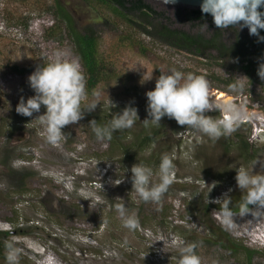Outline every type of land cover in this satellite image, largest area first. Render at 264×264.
Wrapping results in <instances>:
<instances>
[{
  "label": "rangeland",
  "instance_id": "obj_1",
  "mask_svg": "<svg viewBox=\"0 0 264 264\" xmlns=\"http://www.w3.org/2000/svg\"><path fill=\"white\" fill-rule=\"evenodd\" d=\"M144 1L164 13L173 27H188L181 6ZM59 2L78 30L96 32L99 50L108 60L111 76L92 91L99 93L97 108L115 115L126 106L135 107L138 120L132 130L142 129L150 119L145 93L154 90L161 72L172 70L204 76L212 103L231 102L244 115L234 132L215 141L182 126L169 141L161 138L152 144L146 155L162 143L161 156L172 153L173 180L159 203L144 202L132 190L129 168L105 155L109 142L95 139L85 121L88 112L62 128L57 145L46 142L44 127L36 120L46 111L43 105L31 117L16 112L21 98L34 95L29 75L49 63L55 51L65 50L83 74L84 69L55 0H0V231L11 232L4 241L21 250L19 264H178L179 247L191 243L197 245L201 264H248L241 246L252 251L251 264H264V215L236 216L228 228L221 222V206L210 202L225 192L242 198L237 169L251 171L257 160L253 174L264 173V84L249 82L229 64L212 66L151 39L105 7L84 0ZM235 83L242 85L239 92L230 90ZM208 113L215 119L227 117L223 110ZM236 134L249 141L251 159L235 145L226 150L227 142H237ZM151 168V182L158 183V167ZM117 205L135 214V230L122 226ZM219 239L233 240L241 252L234 255ZM0 264H6L4 258Z\"/></svg>",
  "mask_w": 264,
  "mask_h": 264
},
{
  "label": "clouds",
  "instance_id": "obj_2",
  "mask_svg": "<svg viewBox=\"0 0 264 264\" xmlns=\"http://www.w3.org/2000/svg\"><path fill=\"white\" fill-rule=\"evenodd\" d=\"M171 2L174 0H163L165 4ZM200 11L211 15L214 25L220 30L246 27L249 35L256 36L258 42H264V36L259 32L264 30V0H202ZM200 30L210 32L207 24H201ZM68 56V52L59 49L54 52L49 63L39 66L30 74L28 84L34 95L26 101L21 98L16 106V112L26 117L39 112L42 105L45 107V113L36 120L44 127L46 142L51 145H57L61 141L64 136L61 130L64 126L77 123L85 112H92L99 105V93L94 91L82 108V101L88 95L85 77L80 64ZM257 74L264 80V62L259 64ZM149 79L151 75L143 81ZM229 87L231 91L239 92L242 85L235 83ZM145 95L146 112L150 117L143 121L145 127H148L149 123L159 126L160 120L168 117L174 119L178 125L203 133L213 141L234 132L244 115L242 108L231 102L223 105L212 103L209 97V82L204 76L193 73L185 74L176 70L161 72L155 81L154 90L147 91ZM213 110H223L227 117L215 119L205 115ZM137 120V109L126 106L107 124L99 125L93 119L89 121V126L95 139L105 142L112 139L114 132L131 128ZM256 164L257 160L253 162L251 171L237 169L235 181L243 196L235 206L236 211L230 207L231 198L227 192L222 194V198L210 201L221 206V222L228 228L233 226L236 216L243 217L250 212L252 216L264 215V173L253 174V166ZM261 167L264 168V162H261ZM173 169L172 158L167 154L162 155L158 165L159 182L153 184V169L142 163L134 164L130 169L132 190L144 202L159 203L172 183ZM250 205L255 206V209L250 208ZM116 210L124 228L129 231L137 228L138 220L134 213L128 214L122 205H117ZM196 247L195 243L180 246L178 264H201V259L195 251ZM4 248L6 264H19L21 250L10 241L5 242Z\"/></svg>",
  "mask_w": 264,
  "mask_h": 264
},
{
  "label": "trees",
  "instance_id": "obj_3",
  "mask_svg": "<svg viewBox=\"0 0 264 264\" xmlns=\"http://www.w3.org/2000/svg\"><path fill=\"white\" fill-rule=\"evenodd\" d=\"M94 6H102L114 15L120 18L126 23H130L138 28L139 31L149 36L151 39H155L171 48L176 50H185L189 53L195 54L200 52V48H208L211 42L207 39L200 38L191 34L190 32L173 27L167 23V17L164 13L155 10L149 3L144 0H84ZM57 4V15L66 21L72 40L74 41L75 51L78 54L80 63L84 69L85 76V89L86 93H91L93 89L100 84V82L108 79L111 75L108 72L109 64L107 63L106 57L99 50V37L96 32L89 28H83L78 30L73 23L71 14L60 4L59 0H55ZM187 15L201 17L204 14L198 9H187ZM211 16V15H210ZM166 19V20H165ZM55 31L58 27H54ZM54 31V30H53ZM123 40L129 37L122 36ZM122 40V41H123ZM142 53L146 52V47H140ZM247 69V74L251 76L253 71L249 70V66H244ZM257 73V72H256ZM212 113L206 112L205 115H211ZM86 122L89 124L90 120H96L97 124L104 125L114 116L111 111L106 108H96L92 112L87 113ZM174 124L175 126H170ZM182 126L178 125L174 119H168L163 117L160 120L159 126H153L149 123L148 127L143 126L140 130L124 129L118 130L113 133V137L109 142V148L105 152L108 157L115 158L125 168L131 169L134 164L142 163L146 166L152 167L155 165L158 167L161 154L162 146L159 145L156 149L150 152L149 155L146 153L152 149V144L159 142L161 138H165L166 141L172 139L171 137L175 132L178 131ZM237 142L232 145L233 141L225 144L226 150H229L232 146H237L241 150L242 154L251 159L252 154L250 153V143L247 138L243 135L236 134ZM174 137V136H173ZM179 145L176 142L174 145ZM172 148V147H171ZM169 147V151L171 152ZM164 149V148H163ZM169 156L172 153H167ZM146 155V156H145ZM131 172V171H130ZM231 203L230 207L236 211V205H238L241 197L238 194L230 196ZM250 205L249 207H251ZM222 232V231H221ZM10 231H0V258L5 259L4 239L10 237ZM223 236V235H222ZM220 236V238L222 237ZM219 244L225 246L229 251L237 256L240 245L235 243L233 240L223 241L219 239ZM228 242V244L226 243ZM243 249L242 254L246 256V262L251 264L252 251L246 247L241 246Z\"/></svg>",
  "mask_w": 264,
  "mask_h": 264
},
{
  "label": "flooded vegetation",
  "instance_id": "obj_4",
  "mask_svg": "<svg viewBox=\"0 0 264 264\" xmlns=\"http://www.w3.org/2000/svg\"><path fill=\"white\" fill-rule=\"evenodd\" d=\"M184 9H186L185 13L187 14L188 8ZM183 21L188 25L184 30L197 36L198 39L200 37L209 40L211 45L208 48H200V52L195 54L185 50H179L180 52L205 59L212 66L226 67L229 64L234 70L243 72L248 77L249 82L264 84V80H261L256 73L259 64L264 62V42H258L256 36L249 35L248 31L244 32L238 27H232L225 31L220 30L214 25L210 15L197 18L187 15ZM201 24H207L210 32L199 30ZM259 32L261 36H264V30H259ZM228 33H235L231 40L225 37ZM244 66H249V70L253 71L251 76L247 74L248 71Z\"/></svg>",
  "mask_w": 264,
  "mask_h": 264
},
{
  "label": "water",
  "instance_id": "obj_5",
  "mask_svg": "<svg viewBox=\"0 0 264 264\" xmlns=\"http://www.w3.org/2000/svg\"><path fill=\"white\" fill-rule=\"evenodd\" d=\"M148 1H150V0H148ZM154 1L163 2V0H154ZM201 2H202V0H174V2L167 3V4L172 5V6H181L182 8L198 9V8H200Z\"/></svg>",
  "mask_w": 264,
  "mask_h": 264
}]
</instances>
